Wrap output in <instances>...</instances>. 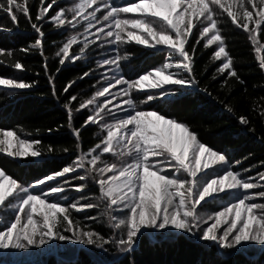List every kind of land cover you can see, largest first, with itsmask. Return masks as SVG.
Masks as SVG:
<instances>
[{"label":"snow or ice","instance_id":"snow-or-ice-1","mask_svg":"<svg viewBox=\"0 0 264 264\" xmlns=\"http://www.w3.org/2000/svg\"><path fill=\"white\" fill-rule=\"evenodd\" d=\"M55 3L56 0H51V3L40 0V9L35 20L47 19L56 26H64L67 22V25L74 29L84 22L85 33L100 25L96 33H92L96 39H100L97 33H101L112 45L119 46L135 41L158 52L166 51L168 59L156 69L140 75L136 80L123 77H113L109 80L105 76L107 86L102 87L91 98L79 103L75 109L77 112L92 106L91 114L81 127L97 124L101 131H106V135L94 148L89 149L87 153H81L72 166L64 167L55 174L35 181L29 187L19 184L4 170H0V229H2L0 250L42 248L45 245L51 246L54 241H60L95 246L102 250L104 245L115 243L120 251L131 253L135 251L139 239L147 230L156 233L179 231L201 242L213 243L221 251L235 250L240 253L245 250L246 244L264 246V204L249 202L258 197L264 198V191H248L264 187V184L259 183L264 181V173L258 174L259 181L255 183L252 182L255 178L242 179L240 173L233 172L230 168L223 174L216 175L215 178L210 177L208 172L214 165L227 163L226 156L200 142L197 134L183 122L166 118L156 111L139 109L137 102L131 96L133 89L159 90L145 94L144 100L140 103L146 104L157 97L166 100L169 95L198 84L193 74V57L196 48L192 47L191 54L186 49L189 36L193 35V28L196 27L194 20L201 25L196 44L199 45L201 40H205L203 45L205 48L217 45V49L213 52V60L223 58L217 72L220 74L227 72L228 77L239 80L237 72L232 67L233 60L226 51L224 38L218 28V20L214 18L217 13L212 5L218 6L231 17L233 24L248 32L251 42L257 45L256 52L260 53L264 51V45L258 42L257 30L264 24V0H230L227 4L224 0H137L127 6H114L110 0H79L75 6L68 9L73 13L71 19L66 17L65 9H60L54 16L49 17L47 14ZM88 8H92V11L85 15ZM102 10H104L103 14L97 16ZM0 12L7 13L13 22L18 21L16 13H22L39 34L32 47L39 49L43 55L42 25L32 22L28 0H23V3L20 0H0ZM129 13L138 15L122 17V14ZM78 16L82 17V20H77ZM250 23H254L255 27L250 28ZM129 26L141 30L146 36L128 30L125 39L122 33ZM79 35L80 33L77 32L70 36L56 53V56L60 57L61 65L66 60L75 61L84 58L86 49L90 44L95 43V40L89 41L85 36L80 54L70 56V48L79 42ZM160 45L166 47L158 48L157 46ZM2 54L3 50H0V55ZM8 55L11 56L12 53L9 52ZM126 58L127 56L117 55L112 59L104 60L102 66L115 64L119 67V61ZM257 59L258 66L264 70V55L258 56ZM44 67L47 70V62ZM14 68L23 69V65L15 62ZM88 75H90L88 72L83 74V76ZM49 79L51 82L52 78ZM146 81L150 82L146 84ZM0 85L10 90L28 89L34 86L22 80L4 78H0ZM117 85H126V87H121L117 93L110 92V89ZM71 86L72 84L66 86L64 92L67 93ZM53 94L55 95L54 85ZM106 94L113 99L121 95L128 97L114 107L117 110L127 111L122 108V105H127L131 111L123 118L113 119L111 123H101L105 115L115 116L108 107L113 101L108 99ZM98 97H105L104 102L98 103ZM75 101L77 96H71L64 105L68 112L69 127L73 114L71 105ZM228 111H231V108H228ZM240 123L248 124L247 118L240 117ZM73 135L79 139L80 129H73ZM39 143L41 142L38 140L30 142L21 139L15 131L0 132V152L12 157L41 156L42 153L34 149V145ZM51 150L49 146V151ZM108 153L118 156L127 155L131 158V162H122L120 165L108 163L101 159ZM86 164L91 167L86 168ZM98 164L103 166L98 167ZM80 169L85 171V175L73 179L83 181L91 178L99 185L102 198L107 201L106 214L109 224L113 229L121 232L116 238L105 239L98 233L79 228L70 218V209L80 210L95 205L85 204L78 207L73 203L62 206L57 201L50 202L49 197L65 191L64 186L59 182L55 186H49L46 191L42 190L39 193L31 191L32 188L45 185ZM168 169L173 170L171 175L168 174ZM202 175L207 178L201 179ZM67 183L65 179L64 184ZM73 187L82 192L85 185L79 184ZM232 190H241L243 194L236 201L223 205L221 211L214 214L199 213L198 208L207 205L209 200L217 201L232 195ZM117 211L123 212L124 215H112V212ZM222 225L227 227L221 231Z\"/></svg>","mask_w":264,"mask_h":264},{"label":"trees","instance_id":"trees-1","mask_svg":"<svg viewBox=\"0 0 264 264\" xmlns=\"http://www.w3.org/2000/svg\"><path fill=\"white\" fill-rule=\"evenodd\" d=\"M20 2L23 3V0ZM46 2L51 3V0ZM78 2L79 0H56L47 15L51 17L60 9H65L66 17L71 19L73 13L68 9ZM110 2L114 6H125L137 0ZM224 2L227 4L230 0ZM28 7L32 22L42 25L43 55L39 49L32 47L39 34L32 28L29 20L17 12L18 21L13 22L7 13L0 12V50H3V54L0 55V78L22 80L34 85L21 90H10L0 85V89H3L0 91V132L11 130L21 139L41 142L34 145V149L42 153L35 158L12 157L0 152V169L25 187L61 171L64 167L72 166L81 153L94 147L106 135V131H101L97 124L81 127L91 114V105L88 109L75 111L79 103L91 98L105 85L103 72L105 65L102 66V62L107 56L106 45L92 35L100 25H96L87 33L84 32V22L75 29L68 26L67 22L64 26H56L47 19L35 20L40 9V0H28ZM212 7L217 13L214 18L218 20V28L224 38L226 51L233 60L232 67L237 72L239 80L228 77L227 72L224 74L217 72L223 60V58L213 60V52L217 45L205 48L203 46L205 40H201L199 45L196 44L201 25L194 20L196 27L193 28V35L189 36L186 49L191 54L192 47L196 48L193 74L198 84L169 95L166 100L157 97L146 104L140 103L144 100L145 94L159 90L133 89L131 96L139 109L156 111L166 118L183 122L197 134L200 142L226 156L227 163L214 165L208 172L210 177L223 174L230 168L233 172L240 173L242 179L255 178L252 181L255 183L259 181L258 174L264 173V70L258 66L257 59L258 56L264 55V51L257 53V45L251 42L249 33L233 24L231 17L218 6ZM233 10L235 11V8ZM91 11L92 8H88L85 15ZM103 11L97 13V16L102 15ZM77 20H82V17L78 16ZM249 27L254 28V23H250ZM77 32L80 33L79 42L70 48V56L80 54L85 36L89 41L95 40V43L86 49L84 58L66 60L61 65L60 57H57L56 53L68 38ZM257 32L259 44L264 45V24ZM143 34L146 36V33ZM126 35L127 33H122L125 39ZM115 46L116 56H127L126 59L119 61L118 68L128 80L138 79L140 75L156 69L168 59L166 51L158 52L135 41ZM157 47L165 48L163 45ZM9 52L12 53L11 56L8 55ZM15 62L21 63L23 69H15ZM45 62L47 70L44 67ZM86 72L90 75L83 76ZM98 81L100 83H97ZM69 84L72 86L65 93L64 89ZM71 96H77V101L71 105L73 114L69 127L68 112L64 105ZM100 99L101 97H98L97 102ZM228 108H231V111H228ZM240 117H246L248 124H241ZM73 129H80L79 139L73 135ZM103 157L110 158L111 154ZM171 170L168 169L169 175ZM79 175L82 174L68 173L65 177H58L57 180L32 188L31 191L33 193L46 191L49 186H55L59 182L65 191L49 197L50 201H57L62 206L73 203L78 207L85 204L95 205L80 210L70 209V218L79 228L98 233L105 239L116 238L121 232L109 224L106 204L101 199L99 185L91 178L83 181L73 179ZM65 179L68 181L67 184H64ZM259 183L264 184V181ZM79 184L85 185L82 192L73 187ZM248 191L261 192L264 191V187ZM242 194L241 190H232V195L217 201L209 200L208 204L198 208V211L201 214H214L221 210L223 205L236 201ZM253 200L258 204H264V198L258 197ZM114 215L123 216L124 213L117 211ZM0 264H264V246L246 244L245 250L240 253L235 250L221 251L213 243L201 242L179 231L156 233L147 230L139 239L135 251L131 253L120 251L115 243L104 245L102 250L80 243L55 241L53 252L42 255L35 261L14 262L11 258L0 256Z\"/></svg>","mask_w":264,"mask_h":264},{"label":"rangeland","instance_id":"rangeland-1","mask_svg":"<svg viewBox=\"0 0 264 264\" xmlns=\"http://www.w3.org/2000/svg\"><path fill=\"white\" fill-rule=\"evenodd\" d=\"M125 6H127V5H125ZM136 15H138V14H131V13L122 14V17H124V16L133 17V16H136ZM128 30H130V31H132V32H134L136 34L144 35L141 32V30L131 28V26H129V28L124 33H127ZM99 36H100L101 41L106 45V47H105V51L106 52L104 51L105 53H107L106 54L107 55L106 59L114 58L116 56L115 55L116 46L112 45V44H109L107 42V40L105 39L103 34L99 33ZM126 37H127V35H126ZM106 59H104V60H106ZM150 71H152V70H150ZM103 72H104L105 76H107L109 78V80H112L113 77H123V75L121 74L120 69L115 64L105 65V67L103 69ZM123 78H125V77H123ZM149 82L150 81H146L145 83L147 84ZM1 86H3V85H1ZM105 86H107L106 82H105L104 87ZM121 87H126V85H117L115 88H111L110 92L117 93V92H119ZM106 96H107V94H106ZM107 98L108 99H112V101H113L112 104L108 105V107L112 109V113H114L115 116H113V115H105V119H104V121H102V123H105V122L111 123V122H113V119H117L118 120L120 118H123L124 116L127 115V113L129 111H131V109L128 108L127 105H122V108L123 109H127V111L117 110L114 107L115 104L127 99L128 97L121 95V96L117 97L116 99H113L112 96H107ZM104 99H105V97H101V99H100V101H98V103H103ZM92 148H94V147H92ZM92 148H90V149H92ZM97 151H99V150H97ZM87 152L88 151H86L85 153H87ZM108 154H111V153H108ZM104 155H106V154H104ZM76 159H75V161H76ZM88 159H91V157H88ZM101 159L104 160V161H107L108 163H116L117 165H120L122 162H131V158L129 156H127V155L118 156V155H112L111 154L110 158H105V157L102 156ZM85 166H86V168L87 167H91V165H88V164H86ZM97 166L101 167L103 165L102 164H98ZM77 172L82 174V175H85V171L83 169H80ZM172 172H173V170H171V174H172ZM93 175H95V173H93ZM108 175H111V173H108ZM212 178H215V177H212ZM201 179H204V177L201 176ZM9 199L12 200L13 198H9ZM101 199L105 202V204H107V201L105 199H103L102 197H101ZM249 202L256 203L254 200L249 201ZM221 210H219V211H221ZM112 215H114V212H112ZM224 227H227V225H222L221 229L223 230ZM252 245H255V244H252ZM255 246H257V245H255ZM54 249H55V241L51 244V246L45 245L42 248L31 247V248L20 249V250H11V249H9V250H0V256H5L7 258H11V260L14 261V262L35 261L39 257H41L42 255H46L47 253L53 252Z\"/></svg>","mask_w":264,"mask_h":264},{"label":"bare ground","instance_id":"bare-ground-1","mask_svg":"<svg viewBox=\"0 0 264 264\" xmlns=\"http://www.w3.org/2000/svg\"><path fill=\"white\" fill-rule=\"evenodd\" d=\"M207 57V56H206ZM157 101V100H156Z\"/></svg>","mask_w":264,"mask_h":264}]
</instances>
